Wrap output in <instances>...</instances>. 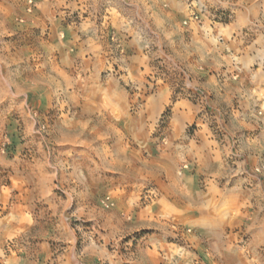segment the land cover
<instances>
[{"label": "clouds", "instance_id": "obj_1", "mask_svg": "<svg viewBox=\"0 0 264 264\" xmlns=\"http://www.w3.org/2000/svg\"><path fill=\"white\" fill-rule=\"evenodd\" d=\"M0 264H264V0H0Z\"/></svg>", "mask_w": 264, "mask_h": 264}, {"label": "crops", "instance_id": "obj_2", "mask_svg": "<svg viewBox=\"0 0 264 264\" xmlns=\"http://www.w3.org/2000/svg\"><path fill=\"white\" fill-rule=\"evenodd\" d=\"M68 38H69V37H67V36L65 37V39H68ZM41 259H42V258H41Z\"/></svg>", "mask_w": 264, "mask_h": 264}]
</instances>
